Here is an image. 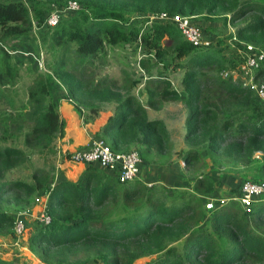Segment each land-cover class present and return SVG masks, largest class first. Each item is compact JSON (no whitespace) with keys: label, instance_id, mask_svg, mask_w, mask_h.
<instances>
[{"label":"trees","instance_id":"1","mask_svg":"<svg viewBox=\"0 0 264 264\" xmlns=\"http://www.w3.org/2000/svg\"><path fill=\"white\" fill-rule=\"evenodd\" d=\"M43 1L62 6L68 0ZM73 1L79 8L66 12L55 26H40L44 15L34 21L37 29L47 28L45 35L49 32L45 49L50 58L46 71L30 79L25 101L14 106L4 94L17 73L5 45L29 36L33 19L21 0H0V97L10 108L0 110V233L13 234L15 216L8 210H24L45 195L49 222L27 237L29 251L44 264H133L147 256L154 257L144 264H264V198L247 212L228 200L208 212L202 224L199 197L209 196L213 187L207 175L170 195L147 190L137 179L119 183L93 164H86L74 180L59 172L54 181L52 171L42 170H35L30 181L4 179L28 157L16 145L20 137L24 147L51 150V141L62 135L57 102L65 98L82 123L112 105L95 138L114 152L138 148L141 161L172 147L163 120L149 117L147 108L180 102L186 109L183 140L190 144L181 152L185 164L199 162L203 149L208 157L245 168V178L252 182H264V112L252 90L229 75L240 61L235 47L228 44L225 55L223 49L187 42L170 20L145 23L148 15L161 12L222 16L223 23L234 25L228 39L234 35L264 49V0ZM128 44L139 47L138 65L144 72L163 63L169 52L184 58L181 92L163 75L142 76V83L124 70L119 78L96 77L105 49ZM253 77L264 82V63ZM138 83L143 102L133 93ZM26 123L29 129L21 134ZM0 264L24 263L0 258Z\"/></svg>","mask_w":264,"mask_h":264},{"label":"rangeland","instance_id":"2","mask_svg":"<svg viewBox=\"0 0 264 264\" xmlns=\"http://www.w3.org/2000/svg\"><path fill=\"white\" fill-rule=\"evenodd\" d=\"M21 1L27 7L29 15L33 21L39 16H45L51 7L45 5L43 0ZM79 14V11L71 13V15L76 18ZM63 15L64 14L60 15L59 21L65 17V15ZM222 18V16H208L206 18L204 16H197L192 19L201 31L204 40L208 42V45L215 49H223V53L227 55L230 52V49L226 46L228 44L231 45L228 40V34L229 32L234 31V25L223 23ZM46 29V27L32 29V33L24 39H11L8 40L5 45L6 48L9 49V52H11L10 60L12 63L14 62L13 64L16 66L17 73L15 76V83L6 89L4 94L13 99L14 106H18L21 102L25 101L26 89L33 75H35L36 72L44 73L46 71L47 63L50 58L48 51L45 49L49 33L48 32L45 35ZM41 36L43 38H41ZM163 44L165 45V41H163ZM134 49V45H129V47L124 48L122 46L107 47L105 49L106 54L102 59L101 64H96L94 70L96 72V77L106 75L113 78H119L120 73L124 70L142 83V81H144L142 76L163 75L169 78L172 86L178 88L180 91L179 79L183 71L182 64L184 58L176 59L173 57V53L169 52L163 63H157L147 72L143 71V73H141L136 71ZM231 56L233 57V55ZM38 59L40 60L39 63ZM141 83H138L137 86L133 88V93H136L139 100L143 102L145 97ZM109 106L110 105L107 104L104 105L103 108ZM258 106L262 108L263 110L261 111L264 112V106L262 104H259ZM4 108L10 110L8 103L3 101V98L0 97V110ZM185 114L186 109L182 104L173 101L163 102L162 107L158 110L149 109V117H157L165 122V127L169 131L168 133L172 147L169 152L160 153L161 155L150 153L148 156H144V159L140 162L136 179L142 183L147 190L154 189L156 194H159V192H166L165 194L170 195L183 189H189L195 177L204 175L210 177L213 183L212 191L210 193L211 196L199 197L200 206L203 210V224L208 219V212L217 205L235 197L238 194L241 183L244 181H251L252 177L245 178L248 175H246L247 170L243 167H239L232 162H226L216 155L208 157L203 149L199 162H194L189 165L185 164L181 158V152L190 148V144L183 140ZM27 129H29V124L26 123L23 125L21 134ZM16 145L23 148L28 154V157L24 163L9 170L4 177L5 180L30 181L31 174L35 170H42L44 172H49V174L52 171L54 181L59 178V175H55V163L60 164L62 159L56 157L54 140L50 143L51 150H40L36 147H24L21 142V137L16 140ZM132 150L138 151L139 149L133 148ZM258 154L259 153H256L255 157ZM75 178L76 176L70 180H74ZM209 202L212 203V209H207L205 207ZM34 204L39 205V203L32 202L31 205L24 210H8V212L13 213V216L19 212H25V231L22 235L20 234V238L24 235L27 238L31 231L36 229L37 226H40V221L37 218L40 212V205L38 206L39 209H36L37 212L36 210L32 211ZM5 235H10L12 238L15 236L14 234L12 235V233H0V239H3ZM20 238L19 240L22 242L23 240ZM1 253L2 252H0V254ZM20 257L23 256L21 255ZM152 257L154 256L138 258L133 261V264H144ZM24 259L25 257H23L21 262L25 263L26 261Z\"/></svg>","mask_w":264,"mask_h":264},{"label":"built area","instance_id":"3","mask_svg":"<svg viewBox=\"0 0 264 264\" xmlns=\"http://www.w3.org/2000/svg\"><path fill=\"white\" fill-rule=\"evenodd\" d=\"M78 8L79 5L73 0H68L62 6L52 5L48 13L44 16L40 26L53 27L58 23L61 14L75 11ZM167 20L175 23L181 36L187 42L194 46L208 45V42L204 40L201 31L192 20V16L180 14L170 15L161 12L148 15L145 23L147 24L152 21L162 22ZM31 23L33 29L38 28L35 27V22L33 20ZM228 40L231 43V46L235 47L236 54L240 59L237 67L234 70L229 71V75L233 80H239L242 85L249 87L260 104L264 106V82L261 80H255L253 77L254 70L264 63V49L239 41L234 35ZM141 57L142 55L137 46L135 52L136 71L143 73L138 65V61ZM39 61L40 60L38 59V63ZM227 75L228 73L226 72L222 74V76ZM58 155L72 163H82L85 165L97 164L100 168L104 169L108 175L114 176L119 183H125L136 179L141 162L136 151L114 152L99 138H90L82 147L69 151H61ZM262 196H264V182L256 183L252 181H244L239 186L238 194L232 199L236 200L241 208L247 212L251 205L255 201L261 199ZM45 197L46 196L43 195L34 198V202L39 203L40 205V212L37 218L41 224H47L49 222V217L44 211ZM211 206V202L205 205L207 209H210ZM24 215L25 212H19L14 217L12 232L15 236H19L24 231Z\"/></svg>","mask_w":264,"mask_h":264},{"label":"crops","instance_id":"4","mask_svg":"<svg viewBox=\"0 0 264 264\" xmlns=\"http://www.w3.org/2000/svg\"><path fill=\"white\" fill-rule=\"evenodd\" d=\"M129 45L130 44H128L127 47H129ZM176 89L180 93L179 89ZM147 112L149 114V108H147ZM57 113L60 121L62 122V135L56 137L54 139V142L56 157L61 158L62 161L60 164L55 163V175H59L60 172L65 178L72 179L75 176L77 177L86 165L82 163H72L66 161L62 158V156L58 155L59 150L61 152L79 148L82 147L86 142H88L90 138H95L94 133L107 121V119L111 115L112 105L100 110L92 121L82 123L81 119L74 110L72 103L65 98H60L57 102ZM96 165L97 164H93V166L95 167ZM96 168L108 175V173L100 168V166L97 165ZM209 196L211 195L209 194ZM261 198H264V196H262ZM38 206L39 205L34 204V206L32 207V211L39 209L40 206ZM21 235H19L18 237L13 236L14 238H12V236L10 235H5L3 239H0V252H2L0 254V258L24 263L21 262V260H23V257H25L24 260L26 262L24 264H44L29 251L27 247V238L25 235L21 237L23 240L22 242L19 240ZM19 255H22L23 257H20Z\"/></svg>","mask_w":264,"mask_h":264},{"label":"clouds","instance_id":"5","mask_svg":"<svg viewBox=\"0 0 264 264\" xmlns=\"http://www.w3.org/2000/svg\"><path fill=\"white\" fill-rule=\"evenodd\" d=\"M230 47H232L231 45H229ZM136 49V48H135ZM134 53H135V51H134ZM135 55V54H134ZM144 78V77H143Z\"/></svg>","mask_w":264,"mask_h":264}]
</instances>
